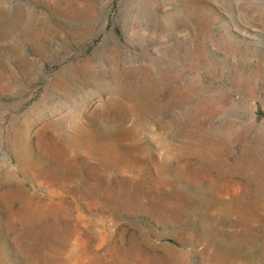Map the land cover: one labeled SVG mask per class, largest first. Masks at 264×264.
Here are the masks:
<instances>
[{"label":"rangeland","instance_id":"obj_1","mask_svg":"<svg viewBox=\"0 0 264 264\" xmlns=\"http://www.w3.org/2000/svg\"><path fill=\"white\" fill-rule=\"evenodd\" d=\"M0 264H264V0H0Z\"/></svg>","mask_w":264,"mask_h":264}]
</instances>
